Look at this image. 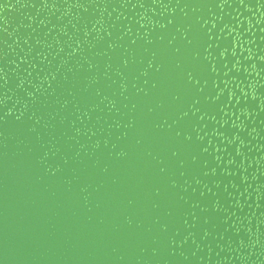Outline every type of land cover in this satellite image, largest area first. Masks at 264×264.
<instances>
[{"label":"water","instance_id":"1","mask_svg":"<svg viewBox=\"0 0 264 264\" xmlns=\"http://www.w3.org/2000/svg\"><path fill=\"white\" fill-rule=\"evenodd\" d=\"M0 264H264V0H0Z\"/></svg>","mask_w":264,"mask_h":264}]
</instances>
